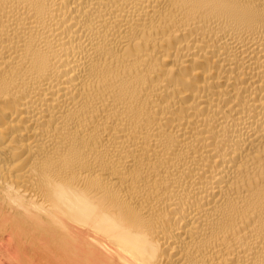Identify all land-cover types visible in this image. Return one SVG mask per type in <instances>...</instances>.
Masks as SVG:
<instances>
[{"label": "bare ground", "instance_id": "obj_1", "mask_svg": "<svg viewBox=\"0 0 264 264\" xmlns=\"http://www.w3.org/2000/svg\"><path fill=\"white\" fill-rule=\"evenodd\" d=\"M0 264H264V0H0Z\"/></svg>", "mask_w": 264, "mask_h": 264}]
</instances>
